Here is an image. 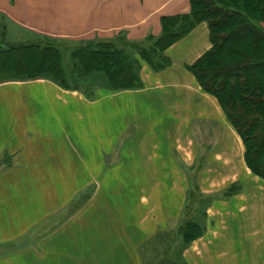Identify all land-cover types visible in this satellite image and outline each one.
<instances>
[{"label":"crops","instance_id":"0c3cea01","mask_svg":"<svg viewBox=\"0 0 264 264\" xmlns=\"http://www.w3.org/2000/svg\"><path fill=\"white\" fill-rule=\"evenodd\" d=\"M189 10V0H0L14 26L74 41H142L159 35L162 16ZM208 34L197 23L160 71L140 60L138 89L94 85L88 98L43 78L0 82V246L39 235L51 248L55 237V264H144L140 247L180 218L195 184L210 203L186 264H264V179L187 69Z\"/></svg>","mask_w":264,"mask_h":264},{"label":"trees","instance_id":"16d2710c","mask_svg":"<svg viewBox=\"0 0 264 264\" xmlns=\"http://www.w3.org/2000/svg\"><path fill=\"white\" fill-rule=\"evenodd\" d=\"M189 2L187 13L162 16L159 35H148L142 41L128 40L124 33L107 40L78 42L34 33L32 40L2 43L0 75L11 74V80L48 79L64 89L79 90L88 98L94 89L78 85L80 80L96 77L98 83L92 86L138 89L142 87L140 60L154 71L166 68L171 60L165 49L205 21L210 47L187 69L200 87L217 99L242 139L247 167L264 179V0ZM209 203L210 198L192 185L176 229L158 230L147 240L155 258L150 262L144 254V263L186 264L182 251L204 233ZM163 235L169 237L166 244ZM176 248L181 249L178 261L168 257L178 251Z\"/></svg>","mask_w":264,"mask_h":264},{"label":"rangeland","instance_id":"374dc122","mask_svg":"<svg viewBox=\"0 0 264 264\" xmlns=\"http://www.w3.org/2000/svg\"><path fill=\"white\" fill-rule=\"evenodd\" d=\"M35 37V35L32 37L31 33L24 30L23 28L19 26H14V24L6 21V19L2 16H0V44H9V43H15V42H21L24 40H32ZM67 40V39H66ZM74 41V40H70ZM78 42V41H75ZM145 44V43H143ZM146 45V44H145ZM65 56L67 54H64ZM66 60V57L64 58ZM64 60V61H65ZM69 67L67 66L66 69ZM101 75V74H100ZM102 76V75H101ZM101 76H99V81L101 80ZM13 75L11 74H3L0 75V82L5 81V80H11ZM40 79V78H37ZM42 79V78H41ZM103 79V78H102ZM97 78H88L85 80H80V83H77L78 85H83L82 87H92L94 89V85L98 83L96 81ZM86 81V85L84 82ZM72 83V82H71ZM86 87V89H87ZM88 87V88H90ZM89 190H86L81 196L80 200L78 202H75L74 204L72 203L67 211H66V217L70 214H73L78 208V206L84 204L87 202L88 198L87 196L89 195ZM103 207V206H101ZM81 208V207H80ZM99 209V208H97ZM179 220L171 222L168 225L167 230H175L177 225H178ZM50 228H55V224L50 227ZM160 230V229H159ZM158 231V230H157ZM156 231V232H157ZM156 232H154L148 239H150ZM173 233V232H172ZM129 236V233H128ZM169 238V237H167ZM166 238V235H163L162 240L164 239L163 244H166L168 239ZM51 239V237H50ZM55 237L53 238V242H51V245L54 244L55 247L51 248L50 246H42L39 243V235L35 236L32 240L30 239L29 241H20L8 245H2L0 246V264H55V257H58L57 252L58 249L56 247V242H55ZM147 239V240H148ZM145 241L144 244L140 247V255L143 261H145L146 257L150 260V262H153L154 260V252L155 250L153 247L150 246V244H147L148 241ZM26 242V243H25ZM50 243V242H49ZM162 244V245H163ZM84 250L83 252L88 251L87 243H84V248H81L80 250ZM178 250V251H177ZM181 249L176 248V253L175 254H170L168 257H171L175 259L176 261L179 260L180 258V251ZM145 252V253H143ZM183 253V251H182ZM144 254L146 257H144ZM160 257V255H157ZM183 257V256H182ZM88 264V263H87ZM145 264V263H144Z\"/></svg>","mask_w":264,"mask_h":264}]
</instances>
